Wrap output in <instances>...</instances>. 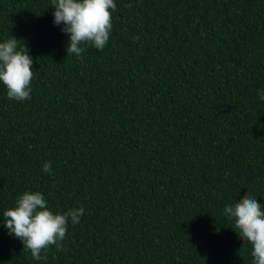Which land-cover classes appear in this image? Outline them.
Instances as JSON below:
<instances>
[{
    "label": "trees",
    "instance_id": "trees-1",
    "mask_svg": "<svg viewBox=\"0 0 264 264\" xmlns=\"http://www.w3.org/2000/svg\"><path fill=\"white\" fill-rule=\"evenodd\" d=\"M115 3L81 61L52 0H0L34 73L26 101L0 82V264H253L223 209L264 205V0ZM25 192L85 209L46 260L3 226Z\"/></svg>",
    "mask_w": 264,
    "mask_h": 264
},
{
    "label": "clouds",
    "instance_id": "clouds-1",
    "mask_svg": "<svg viewBox=\"0 0 264 264\" xmlns=\"http://www.w3.org/2000/svg\"><path fill=\"white\" fill-rule=\"evenodd\" d=\"M52 6L55 7L54 24H63L62 31L70 37L66 49L68 57L74 55L83 61L86 45L103 51L113 27L115 0H52ZM19 41L12 36L0 42V82L6 86L8 99L18 102L31 98L34 75L29 49L25 45L19 47ZM258 95L264 101V91H258ZM42 171L50 173L51 163L45 162ZM84 212L81 206L54 213L41 192H25L14 207L3 212V226L9 235L14 234L22 241L24 250L30 251L33 259L46 260L42 252L53 245L62 250L61 242L66 238L69 220L74 225L79 224ZM223 215L234 222V231L251 244L253 264H264V205L248 193L235 204L225 205Z\"/></svg>",
    "mask_w": 264,
    "mask_h": 264
}]
</instances>
